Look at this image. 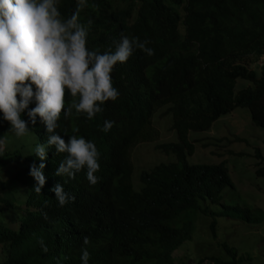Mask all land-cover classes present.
<instances>
[{
  "label": "trees",
  "instance_id": "trees-1",
  "mask_svg": "<svg viewBox=\"0 0 264 264\" xmlns=\"http://www.w3.org/2000/svg\"><path fill=\"white\" fill-rule=\"evenodd\" d=\"M75 9L76 0H58L62 18ZM79 19L84 24L93 20L86 39L89 50L103 53L126 35L150 41L147 47L154 54L136 49L125 63L114 66L112 83L119 96L105 102L95 118L77 115L74 109L71 116L60 114L56 132L65 141L72 134L83 136L101 153L95 185L89 184L85 170L75 178L55 175L66 154L50 146L43 161L45 186L35 193L30 166H39L34 149L47 141L39 117L35 125L29 121L27 134L15 135L12 148L0 146V210L15 205L24 210L14 218L16 226L0 220V264H82L83 247L90 253L89 264H174L173 252L192 235L199 200L218 202L222 189L233 185L223 159L187 160L195 148L190 131L209 129L237 106H246L252 122L264 127V61L257 63L258 69L249 65L264 54V0H87ZM238 78L248 83L236 88ZM72 99L66 89L65 107ZM161 108V115L172 116L176 139L156 147L174 159L142 169L135 188L130 148L152 140L153 115ZM21 118L29 120L27 110ZM105 120L115 122L107 133L100 130ZM9 128L0 113V141L11 137ZM255 155L256 173L264 175L258 147ZM57 183L75 197L74 202L59 206L50 191ZM13 187L24 190L22 199ZM220 212L253 223L264 218L263 209L240 204L223 203ZM215 224L212 219L214 236ZM84 236L90 245H83ZM40 238L47 253L41 250ZM223 246L229 257H201L200 262L254 264L251 255L239 254L227 243Z\"/></svg>",
  "mask_w": 264,
  "mask_h": 264
},
{
  "label": "clouds",
  "instance_id": "clouds-1",
  "mask_svg": "<svg viewBox=\"0 0 264 264\" xmlns=\"http://www.w3.org/2000/svg\"><path fill=\"white\" fill-rule=\"evenodd\" d=\"M85 7L87 0H76L75 11L70 17L62 18L58 0H0V113L10 123L9 131L18 137L28 133L29 121L35 125L37 117L47 133L46 143H38L34 149L41 163L39 166L32 163L29 172L36 182L32 188L37 194L45 186L43 161L50 146L55 147L56 153L66 154L55 175L75 178L85 170L89 184L98 183L95 173L100 170L101 153L93 141L83 136L72 134L65 141L56 132L60 114L63 111L65 116H71L74 109L77 115L86 114L89 120L95 118L104 111L105 102L115 101L119 96L112 83L114 66L125 63L136 49L149 56L154 54L147 47L150 41L126 35L114 40L113 46L103 53L99 48L89 50L86 39L93 20L88 19L84 24L79 19ZM66 89L73 98L67 107ZM33 100L35 107L29 108ZM25 110L28 121L21 118ZM114 124L105 120L100 130L107 133ZM76 132L78 129H73ZM50 191L55 193L61 207L75 200L61 183ZM42 216L46 221L49 219L46 212ZM38 243L44 253L49 251L43 238ZM90 243L89 237L84 236L83 245ZM80 259L82 264H89L87 247L82 248Z\"/></svg>",
  "mask_w": 264,
  "mask_h": 264
},
{
  "label": "rangeland",
  "instance_id": "rangeland-1",
  "mask_svg": "<svg viewBox=\"0 0 264 264\" xmlns=\"http://www.w3.org/2000/svg\"><path fill=\"white\" fill-rule=\"evenodd\" d=\"M251 61L249 65L258 69V62ZM248 81L237 79L236 88ZM159 109L153 115L155 134L152 140L137 142L130 148V160L133 165L132 182L135 188L140 185L139 173L160 161L173 160L172 153H166L156 147L157 143L175 140L176 132L171 128V114L161 115ZM8 131V130H6ZM190 137L194 139V151L187 155L189 162H217L223 159L233 182L232 186L222 189L220 201L200 199L201 208L195 212L194 228L189 239L185 240L174 252V264H210L209 260L200 262L201 257H229L223 243L235 246L239 254L251 255L254 264L264 262V218L260 222H246L227 216L220 211L225 204H240L250 208L259 207L264 211V175L256 173L259 157L255 155L258 147L264 156V127L252 122L246 106H237L232 111L222 114L212 122L209 129L191 130ZM11 137H4L0 144L2 149H10L17 141L13 132ZM32 137V136H31ZM264 166V162L261 163ZM14 173V172H12ZM19 186V185H16ZM20 189H23L20 186ZM12 192L19 199L25 195L24 190L13 187ZM20 194H22L20 196ZM1 205V204H0ZM23 208L15 205L10 209L0 210V220L16 226L14 221L17 213ZM215 219L216 235L210 229V222ZM0 245V257L3 256Z\"/></svg>",
  "mask_w": 264,
  "mask_h": 264
},
{
  "label": "built area",
  "instance_id": "built-area-1",
  "mask_svg": "<svg viewBox=\"0 0 264 264\" xmlns=\"http://www.w3.org/2000/svg\"><path fill=\"white\" fill-rule=\"evenodd\" d=\"M263 61H264V54L260 56V59H259V62H258V63H259V64H262Z\"/></svg>",
  "mask_w": 264,
  "mask_h": 264
}]
</instances>
